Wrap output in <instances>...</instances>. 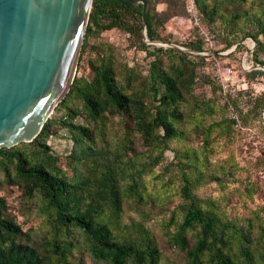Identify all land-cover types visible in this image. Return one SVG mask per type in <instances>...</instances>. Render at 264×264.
Listing matches in <instances>:
<instances>
[{
	"label": "trees",
	"instance_id": "obj_1",
	"mask_svg": "<svg viewBox=\"0 0 264 264\" xmlns=\"http://www.w3.org/2000/svg\"><path fill=\"white\" fill-rule=\"evenodd\" d=\"M195 2L204 21H222L234 35L243 32L252 36L257 41L256 64L263 63L258 54L264 49V0ZM164 16L149 7L144 22L142 3L93 0L83 50L91 36L114 28L135 36L147 50L152 45L148 41L163 40L160 28ZM250 24L257 26L252 32L247 28ZM234 44L230 40L227 47ZM191 47L204 50L201 42ZM148 51L156 57L144 76L128 64H119L113 52L102 50L90 62L92 76L75 77L56 114L33 141L0 149V264H86L74 253L78 236L84 238L90 254L105 264H164L163 253L149 231L140 223L122 221L128 199H146L140 176L144 171L132 172L138 163L137 154L129 156L128 152L133 149L132 133L141 137L144 146L160 148L151 157L150 164L155 166L171 148L170 141L187 137V123L193 121L197 126L195 119L213 114L215 107L199 102L194 94L199 63L176 48H157L158 52L169 51V62ZM261 73L253 69L250 75ZM207 79L214 81L225 96L215 78ZM237 97L226 98L223 109L228 108L230 115L210 124V133L216 125L219 132L231 133L242 127V120L250 119L254 108L239 112ZM116 118L129 124L126 136L113 148L106 126ZM58 129L71 134L74 176L61 166V157L48 142ZM175 155L180 160L182 201L167 228L169 243L183 253L184 264H264V218L260 210L247 218L230 215L225 207L229 198L205 197L197 192L206 181L223 182L222 174L228 168L223 165L222 174L209 172L206 146L201 153L193 147L175 149ZM172 168L170 164L167 171ZM5 185L19 186L30 199L39 197L52 230V236L41 246L10 212L7 196L2 193Z\"/></svg>",
	"mask_w": 264,
	"mask_h": 264
},
{
	"label": "rangeland",
	"instance_id": "obj_2",
	"mask_svg": "<svg viewBox=\"0 0 264 264\" xmlns=\"http://www.w3.org/2000/svg\"><path fill=\"white\" fill-rule=\"evenodd\" d=\"M246 6L248 3L244 8ZM149 7L162 16L166 14L168 16L167 18L164 16L166 20L160 28L163 40L153 42L147 40V43L152 45L145 50L139 39L128 32L119 28L105 30L97 37L91 36L84 50L82 45L75 77H91L90 62L97 58L102 50L113 52L119 64H128L144 76L148 74L150 64L156 57L148 50L159 55L161 60L169 62V51L158 52L157 48L165 50L176 48L183 51L189 59L199 63L198 78L193 91L199 102H209L215 107V112L197 117L195 121L200 126H196L193 121L187 123L185 128L187 137L170 141L171 148L166 150L164 158L155 166L150 164L151 157L158 154L160 148L152 150L144 146L141 137L135 132L132 133L133 144L130 146L133 149H129L128 152L129 156L136 153L138 158L137 168L132 172L144 171L140 176L141 187L144 190L143 198L146 199L143 202L128 199L122 215L123 222L140 223L149 231L163 253L164 264H184L183 253L169 243L167 228L172 213L182 201L180 160L175 155V149L193 147L201 153L206 146L209 172L218 171L222 174L223 165L228 171L222 174L223 182L206 181L197 192L205 197L229 198L225 207L230 215L247 218L254 214L255 210H260L264 218V109L261 108L264 104V49L259 50L258 54L259 60L263 63L256 64L257 41L243 32L234 35L222 21H204L195 0H151ZM247 28L252 32L257 26L250 24ZM261 38L264 41V36ZM230 40H234L235 44L227 47ZM84 41L85 36L83 44ZM196 42L202 43L203 51L192 49L191 44ZM253 64H256L254 70L263 73L251 76L253 69L248 70V67ZM227 68L233 69L234 91L223 92L225 95L223 96L217 84L214 81L209 82L207 76L211 80L215 78L220 85L217 76ZM230 95L238 96L236 99L239 112L254 108L252 116L247 121L242 120V127L234 129L231 133L219 132L218 125L215 127L216 130L210 133L208 130L210 124H217L230 115L228 108L223 109L224 102ZM127 124L129 123L117 118L108 123L106 127L111 147L114 148L117 142L126 136ZM57 131V134L49 137L48 142L54 152L61 157V166L69 176H74L75 165L70 159L73 148L71 134L66 129ZM209 133L210 137L206 139ZM99 145L102 146V143ZM170 164H173V168L167 171ZM2 193L7 196L10 212L17 222L24 230L32 232L36 245L41 246L47 237L52 236L39 197L28 198L17 185H5ZM77 238L72 240L78 244V248L74 250L78 258L83 259L86 264H105L90 254L82 236Z\"/></svg>",
	"mask_w": 264,
	"mask_h": 264
},
{
	"label": "water",
	"instance_id": "obj_3",
	"mask_svg": "<svg viewBox=\"0 0 264 264\" xmlns=\"http://www.w3.org/2000/svg\"><path fill=\"white\" fill-rule=\"evenodd\" d=\"M119 1L142 3L146 22L148 0ZM92 3L0 0V149L33 141L66 97Z\"/></svg>",
	"mask_w": 264,
	"mask_h": 264
},
{
	"label": "built area",
	"instance_id": "obj_4",
	"mask_svg": "<svg viewBox=\"0 0 264 264\" xmlns=\"http://www.w3.org/2000/svg\"><path fill=\"white\" fill-rule=\"evenodd\" d=\"M256 68L255 65H250L248 67V70ZM233 69L232 68H227L226 70H224V72L221 74H218V79L220 82V85L222 87V91L224 93H231L234 90L232 89V85H233ZM235 116V115H234Z\"/></svg>",
	"mask_w": 264,
	"mask_h": 264
}]
</instances>
